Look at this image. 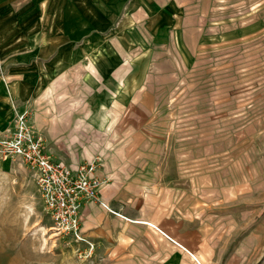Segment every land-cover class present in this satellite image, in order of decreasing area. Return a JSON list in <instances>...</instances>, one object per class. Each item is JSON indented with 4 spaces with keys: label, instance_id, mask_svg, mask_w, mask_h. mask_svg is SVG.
Here are the masks:
<instances>
[{
    "label": "rangeland",
    "instance_id": "obj_1",
    "mask_svg": "<svg viewBox=\"0 0 264 264\" xmlns=\"http://www.w3.org/2000/svg\"><path fill=\"white\" fill-rule=\"evenodd\" d=\"M9 84L52 142L88 112L113 195L90 255L0 158V264H264V0H0Z\"/></svg>",
    "mask_w": 264,
    "mask_h": 264
},
{
    "label": "built area",
    "instance_id": "obj_2",
    "mask_svg": "<svg viewBox=\"0 0 264 264\" xmlns=\"http://www.w3.org/2000/svg\"><path fill=\"white\" fill-rule=\"evenodd\" d=\"M29 111L18 112L0 136V158L31 170L44 210L52 220L51 228L56 234L87 243L91 255L94 243L83 230V208L87 202L102 200L97 163L89 160L74 164L56 155L31 122Z\"/></svg>",
    "mask_w": 264,
    "mask_h": 264
},
{
    "label": "crops",
    "instance_id": "obj_3",
    "mask_svg": "<svg viewBox=\"0 0 264 264\" xmlns=\"http://www.w3.org/2000/svg\"><path fill=\"white\" fill-rule=\"evenodd\" d=\"M29 98L31 100V92L29 91L25 92L24 89L23 90L19 89L18 86H15L14 84H9L8 89L6 88L5 90L0 91V130H1L0 136L3 133L2 130L5 129L10 124V122L12 121V119L15 118L18 112L23 111L28 107L30 108L31 101L29 100ZM86 113L88 112L83 110L79 115L75 114L71 118L74 121L66 123L67 126L65 127L61 126L63 129L60 128V126H56L55 128L56 134H54L55 142H52L51 141L52 139L47 137L48 136L47 132H45V129L41 127V124L36 123L35 117L33 115H31L30 119L33 125L35 126V128L45 136L49 147L53 150V152L56 155L65 159L67 162H72L74 164L89 160H94L95 162H97V174L99 175L101 182L99 192H100V198L103 200L104 204L100 203L99 201L87 202L85 204L83 208L84 211L83 226L85 223H87V225L90 226L91 228L93 225L96 226L98 222H100L103 218H106L109 215L108 209L106 208L105 204L106 202L108 203V201H110V198L113 194H112V185L108 184V179L106 180L103 178V177H107L108 174L104 171V169L99 167L100 164L103 165V162L101 161V159H103V155L101 154L100 149L104 145H106L105 143L106 139L100 137L98 143L99 146H92L94 156L88 153L87 150L84 151L81 147H79L80 140H82L83 138L89 140L91 133L90 130L87 129V126L76 128L74 122L76 121V119H78L80 116ZM57 115L58 116L60 115V119H62L63 112H60ZM91 115L92 114L90 113L88 114L86 118L87 121L90 117H95ZM57 120H59V118H57ZM119 215L122 217L125 216L122 214L121 211L118 214V216ZM95 229L96 227H93V230ZM90 230L88 229L87 235L93 237L90 234L93 230L92 231Z\"/></svg>",
    "mask_w": 264,
    "mask_h": 264
},
{
    "label": "bare ground",
    "instance_id": "obj_4",
    "mask_svg": "<svg viewBox=\"0 0 264 264\" xmlns=\"http://www.w3.org/2000/svg\"><path fill=\"white\" fill-rule=\"evenodd\" d=\"M96 143V142H95ZM88 151V153H90V154H92V151H90V150H87Z\"/></svg>",
    "mask_w": 264,
    "mask_h": 264
}]
</instances>
